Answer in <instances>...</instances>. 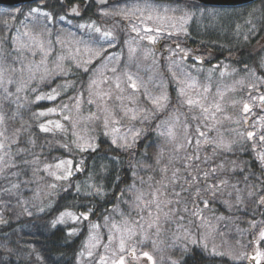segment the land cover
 <instances>
[{
  "label": "trees",
  "instance_id": "trees-1",
  "mask_svg": "<svg viewBox=\"0 0 264 264\" xmlns=\"http://www.w3.org/2000/svg\"><path fill=\"white\" fill-rule=\"evenodd\" d=\"M132 1L136 0H109L105 6H96L90 2L78 19L67 17L65 12L73 4H77L81 10L83 0H38L16 7L0 6V64L9 69H16L9 74H12V77L18 76L20 67L16 54L19 52L13 47L12 37L17 35V29L25 26L21 21L27 24L26 14L31 8L39 7L42 11L51 13L54 18L52 22L61 21L59 17L63 16L76 22L91 19L106 25L116 24L121 46L128 36L133 35L125 27L128 19L120 20L117 16L102 19L97 12ZM137 1L171 5L177 10V17L185 12L193 14L186 25V34L162 25L165 28L156 43L145 40L148 45L154 46L153 52L156 54L160 70L165 69L167 56L170 57V64L177 65L180 71L191 72L196 75L197 80L206 75H217L227 67L234 77L244 78L243 81L256 85L258 89L257 91L250 88L249 85L240 87L238 93L242 102H247L244 99L249 97L264 94V0L239 7L208 6L192 0ZM205 10H216L219 13L208 16L204 13ZM4 21H8L7 27ZM237 25L240 27L237 28ZM156 26L154 24L151 28L155 29ZM52 33L53 30L48 35L51 44ZM181 49L188 51L186 58ZM110 51L114 50L110 49L105 53L110 54ZM116 53L120 54L121 58L126 55L124 51ZM175 54L180 55L178 58H184L180 60ZM196 57L201 59L197 60ZM164 73V77L168 78L166 72ZM83 79L85 80L84 75L80 81ZM60 80L70 81L71 77H58L49 86L39 85L36 88L34 84L30 87L32 90L36 88V95L46 91L50 93L54 88L52 86ZM31 89L25 91L29 96L13 94L9 97L0 88V113L5 116L3 127L6 129L5 148L0 155L8 153L0 163V168L4 169L0 172V221H3L0 222V264H97L94 261L85 262L86 258L78 255L90 224H99L103 229L105 216L114 215L113 211L118 209L127 213L136 208L131 204L134 193L127 190L128 185L135 183L137 190L147 193L162 177L165 183H169L172 173L177 170L179 179L175 186L179 187H176L174 192L180 193L181 197L184 195L188 201L184 217L186 228L198 243H188L183 239L184 233L177 230L171 232L168 237L165 235L164 246L154 249L140 245L137 253L149 252L155 264H170V258L179 260L182 264H255L249 257L255 255L257 249L264 251V243H257L260 229L264 228V205L257 203L260 195H264V191L260 190L264 186V165L258 159V154L264 152V143L260 141V136L264 135V121L261 120V117H264V106H261L259 100L247 102L251 111L246 114V120L244 114L243 118L239 117L238 132L235 138L228 142L230 150H227L216 147L217 142H212L214 130L208 119L196 118L195 113H190L182 107L178 88L168 78L163 87L169 95L167 110L162 113L153 110V116L140 123L141 134L131 148L113 145L108 134L98 126L97 120L94 126L92 124L94 128H91L93 131L97 127L94 130L96 149L80 152L72 143L71 129H54L52 132L40 130L39 120L34 114L56 107L60 100L34 102L36 95H32ZM9 90L11 92V87ZM74 91L70 90L62 96L64 99L68 98ZM242 102L240 110L243 107ZM80 106L81 115L88 116L93 112L88 103L84 105V101ZM170 116H178L183 121L182 126L187 125L185 137L190 138L191 143H188L185 137L182 142L177 138L171 142L166 135H159L160 132H165V125L158 129L157 124ZM197 129L205 133L209 143H204L205 137H199ZM224 130L228 133L230 126ZM247 132L256 133L253 140L247 139ZM241 133H244L243 138ZM198 138L201 140L199 146L196 144ZM64 144L69 147H62ZM176 144H183L184 147L177 152ZM196 156L199 159H188ZM60 159L73 160V175L61 181L46 176L50 180L48 190L45 191L43 171L39 170V166ZM77 164L81 166L80 171L75 170ZM165 167L168 171L162 173L161 169ZM213 169L216 171L213 172ZM205 173H208L207 177ZM193 177L197 179L193 181ZM186 181H192L191 185ZM221 181L227 183L221 184ZM13 185L16 187L13 188ZM89 185L102 186L105 194H90L93 189ZM211 186L218 187L213 190ZM197 189L199 196L196 195ZM249 191H253L254 195L249 196ZM44 193L51 194L42 198ZM237 195L240 196L239 202ZM175 199L171 205L180 206ZM205 200L208 201L207 207L204 205ZM89 209H92V212L88 220L59 223L55 227L52 225V221L62 211L69 210L79 214ZM197 209L199 215H194ZM175 220L181 225V220ZM252 222H255V227ZM213 225L214 229L211 227ZM73 228L77 229V232L69 236L68 233ZM176 236H180L181 240L176 241ZM201 238L208 245L207 251L203 243H199ZM185 245L187 252L184 251ZM213 247L225 255L213 256ZM241 253L248 257L249 262L234 259ZM129 264L133 262L130 261ZM134 264L149 262L142 258ZM261 264H264V261H261Z\"/></svg>",
  "mask_w": 264,
  "mask_h": 264
},
{
  "label": "rangeland",
  "instance_id": "rangeland-1",
  "mask_svg": "<svg viewBox=\"0 0 264 264\" xmlns=\"http://www.w3.org/2000/svg\"><path fill=\"white\" fill-rule=\"evenodd\" d=\"M140 8L143 10V16H141L140 12H135L133 15H129L127 23H125V27L127 31L131 34L128 36V39H125L121 46H119V43L121 41V38L119 37V34L117 33L118 27L116 24L106 25L101 23V21L98 20H78L77 22L75 20H68L64 17V20H61L59 22H52L48 21L43 16H38L36 18L28 17L27 18V29L30 31V33L33 36H36L38 39H42L46 46L48 44V35L50 34V31L53 30L52 33V39L53 43L51 44V52L48 56V62L47 67L51 70L55 67V64L57 62V58L60 56H63L65 59L62 61V66L68 71L67 75H64L62 73H57L55 75H51L48 78L41 80V75L43 74V67L39 71H37L36 76L34 79H29V72H28V65L33 62H39L41 60V54L38 52L34 55L32 51H29L28 49H23L21 52L16 54V59L18 61V66L20 67V72L18 76L12 77V74H9L13 81L16 83L13 84H7L0 86V88L4 91V88L7 87L8 91H10L14 95H17L16 93V87L21 82H26V87L23 91H21L18 94H24L25 96H29L26 94L27 89H31V85L36 84V88L39 85H46L49 86L52 81L58 77H71V80H65V81H59L56 82L55 85H53L52 89H57V91L60 93V95L57 97V99L60 100L59 104L56 105V107L59 109L63 104L69 105V111L65 112L64 115H71L73 119L77 122V126L75 128V131L81 135L84 136L86 139L88 138H94V127H92V124H96L97 120L99 121L98 126L100 125L101 130H103L104 133H108L109 141L112 143L113 137H116L118 140L117 144L113 145H119L123 143V140H120V137L127 136L129 139V142H131V133L135 132L137 130H140L141 122L145 121L142 119L143 114H141V118H138L137 120L133 121L130 120L128 117H125L122 111L121 101L117 100L116 97L120 96L123 97V106L128 108H136V109H145L148 112L152 113L153 105L150 103V101L147 99L145 95V88L147 89V92L153 96L158 95L161 90H163L164 84L167 83V79H171L173 84L179 88L182 85L178 84L179 80H183L187 83H191L193 80L196 82V86L192 88H187V94L194 100H201V102L204 104L205 107L214 104L216 102H220L222 105V111L219 113H216L215 120L209 118L208 120L212 123L211 128L214 130V135L211 136L212 142H220L221 140L228 144L230 140H233L235 138L236 133L238 132L239 125V117H242V110L239 109V106L242 102V97L239 95L238 90L240 87H244L246 85H250V82L243 81L244 78H236L234 77L232 71H230L227 67L223 68L222 71H220L217 75H206L205 77H202L201 80H197L198 78H195L196 75L191 74V72H183L180 71L177 65L170 64L168 57V62L165 65V69L160 70V66L158 63V60L156 59V54L153 52L154 46L148 45L145 41L146 39H141V36L145 35L143 29L145 26L151 27L152 25L156 24L160 27H163L159 22L157 21H148L145 19L149 12H152L153 15L158 11L161 14H164V9L167 8L168 12L167 15L169 16H178L177 10L173 12L172 10L175 9L171 5H164V4H151L149 2L145 1H132V3H126L124 5L115 6L113 8L108 9H102L97 12V15L101 17L102 19H107L108 17L117 16L120 20L124 18L121 15H117L114 13H117L119 10H129V9H135ZM42 11V10H41ZM29 12V11H28ZM27 12V14H28ZM45 12V11H43ZM199 12L202 14V11L199 10ZM105 13H108L105 15ZM204 13L208 16H212L214 14L219 13L216 10H205ZM26 14V15H27ZM200 15V14H199ZM202 15H200L201 17ZM46 19V21H45ZM95 22L96 26L100 27L102 30L105 31H112L115 39L111 41L112 47H109V44L107 42H104L100 38L99 33H95L93 31H89L87 28H81V24H91ZM169 24L171 22H168ZM177 23H179L177 21ZM132 25H136L138 28H140V33L133 32L131 30ZM167 27V26H165ZM163 27V28H165ZM175 30V29H174ZM25 31V26L19 28V32L23 33ZM151 35H155L154 32L150 33ZM160 37V35H159ZM59 40L62 43H58L57 40ZM22 41H27V37H21ZM48 40V41H47ZM125 41H128L129 44H125ZM129 45L133 48L137 49V52L134 54L132 59H129ZM90 48H99L102 47L107 50H114L113 52H109L110 54L104 53L105 57H108L109 55H115L114 59L111 60H105L97 58L93 60L92 64L88 67L92 70L88 73H84L82 68L76 67V61L77 60H86L88 59V54L85 52V47ZM77 48H79V53H77ZM118 51H124L125 56L121 58L120 54L116 53ZM145 52H148L149 55L147 58H145ZM176 57L180 56L179 54H175ZM75 57V59H73ZM181 58L178 59H183ZM264 58V56H263ZM179 60V61H180ZM264 60V59H263ZM178 61V63H179ZM107 63V69H102L103 75L97 74L95 78L98 81V87L94 88V91H100L103 93H111L110 98L105 97L106 100V106L110 111L115 112V119L119 121L118 123L112 124L110 123L107 128H105L103 120L105 113L102 111V108L104 107V104L101 103L95 96L91 97L93 100H96V103L89 104V92H88V84L90 78L93 77L94 70L97 68H100L101 65ZM169 65H172V71H169ZM112 68H116L117 71L113 73L111 71ZM131 73L135 78H137V82L141 84V87L139 91H132L128 87V81L126 79V76L124 73ZM164 72H166L168 78L164 77ZM172 72L176 73V77L174 78L172 75ZM221 72H224L225 75L221 76ZM85 76V80L83 79L80 81L82 76ZM104 76H107L109 79L107 82L99 83V81L103 80ZM120 77V88L123 89L121 91L120 89H117L116 84V77ZM152 79H149V78ZM7 79V77H6ZM67 85V87H63ZM207 86L209 88V91L207 93H204L203 89ZM35 88V89H36ZM224 91L225 96L223 100H220V97L217 95V90ZM32 90V89H31ZM70 90H75L71 96L68 98H65L62 96L66 94ZM52 91V90H51ZM5 92V91H4ZM49 92V91H48ZM43 92L39 93L37 95L41 94H47L48 93ZM34 94V92L32 93ZM36 95V96H37ZM36 96L34 98V102L36 100ZM76 97L81 98V102L84 101V105L86 103L89 104V106L92 108V113H97L99 116V119L96 120H89L85 115L80 114V109L77 110L74 105L76 103ZM128 97H132L131 100L128 99ZM56 99V100H57ZM185 98L182 97V102ZM28 100V99H27ZM64 100V101H63ZM245 101L252 103L251 97L244 99ZM40 101V100H39ZM48 101V100H46ZM232 101H237L238 103L233 106ZM65 102V103H64ZM100 105V108L97 107V105ZM183 108H186L189 110L190 113H195L196 118L203 119L204 116L200 111L199 106H194L191 109L188 107L187 104L183 102L182 105ZM51 108V107H50ZM81 108V106H80ZM153 116V114H152ZM151 116V117H152ZM249 117V115H247ZM39 120V126L40 124L46 123L47 120H60L62 124H64L65 128L71 129L74 131L72 127V123L69 121H64L62 117L59 114V111L56 114H49L45 117H39L37 118ZM169 119V118H168ZM166 119V120H168ZM181 119H179V123L176 124L174 127V131L176 134V138L179 139L181 142L185 137V127L181 124ZM230 126V130L228 133L225 132L224 128H228ZM164 131H167V125L164 126ZM119 129L118 132H113V129ZM220 128H223V130H220ZM71 138L74 140L75 137L73 136V132ZM223 148V147H222ZM60 160H66V159H60ZM60 160H57L54 163H44L39 166V170L43 171V183L46 186V190H48L47 185L49 183L50 179H47L46 176L50 178H54L57 180L54 176L50 175L48 171H45V165H55ZM51 171L57 172L58 175H63L62 170H57L54 167L51 169ZM183 186V185H182ZM156 187L153 186L150 188L147 193H150L151 190ZM176 187H179V185H172L170 184L167 188L168 192L173 193L174 189ZM185 188V186H183ZM143 191V190H141ZM170 195L167 197L168 199H171L172 201L175 199L176 201H179L180 206H172L165 207L163 209L164 212H168L169 215L167 218L164 217V215L161 213L160 219L158 221V227L159 231H157V226L154 224L152 228H149V223L155 221L156 219V210L153 207L152 208V217L148 216V211L144 210L141 211L140 208H134L133 210H129L127 213L118 209L114 212V215L107 216L109 219L107 221V224L105 223V220L103 222V229L101 226L98 229L94 230H88V234L86 238L84 239V242L82 244L81 251L84 252V255L81 256L84 259L85 262H93L96 263L99 261V258L101 255H105L109 258H111V254L113 251H118L119 246V234L117 233V238L109 244V234L112 232V224L115 223L120 227L125 226V221L128 222V226H134L136 234L132 237V239L128 242V246L132 247L135 246L136 249L140 247V245L150 246L154 249L157 247H162L164 244H166L165 241V235L166 237L170 236L171 232H176L177 230L180 233H184L185 230H187V224L184 219L185 217V209L187 206L188 201L184 197V195L181 196H175ZM48 194L51 193H44L42 198ZM40 196V193H39ZM150 196H146V199H150ZM42 200V199H41ZM131 204L135 206L134 199L131 201ZM155 214V215H154ZM59 216V215H58ZM57 216V217H58ZM56 217V218H57ZM114 217H117L116 219H112ZM143 217V219H141ZM176 219L181 220V225H178L176 223ZM74 221L70 219H66V222L63 224L73 223ZM59 224V223H58ZM142 226V227H141ZM212 229L215 228V226H211ZM90 234L95 235L99 239V245L92 249L93 256L89 257L87 255L88 247L86 246L89 241ZM205 235V234H204ZM142 236H147V239L144 240L143 244L140 243ZM155 242V243H154ZM105 245H108V249H105ZM80 251V253H81ZM237 256V255H234ZM239 257V256H238ZM242 262H249L248 257L244 256L241 259H238ZM131 261V258L129 257V262ZM141 261V260H140ZM139 262V261H138ZM110 264V260H109Z\"/></svg>",
  "mask_w": 264,
  "mask_h": 264
},
{
  "label": "snow or ice",
  "instance_id": "snow-or-ice-1",
  "mask_svg": "<svg viewBox=\"0 0 264 264\" xmlns=\"http://www.w3.org/2000/svg\"><path fill=\"white\" fill-rule=\"evenodd\" d=\"M77 9L75 7L72 8V12H76ZM173 12L176 11V9L172 10ZM135 12H140L141 16H143V10L140 8H135V9H129V10H119L117 13V15H121L124 18H128L129 15H133ZM168 9L165 8L164 9V14L159 13L158 11L155 13V15H153L152 12H149V14L147 15V17H145L146 20L148 21H157L159 22L161 25L164 26H170L171 28L175 29L177 32H183V33H187V23L188 21L192 18V13L189 12H185L183 15L179 16V17H175V16H169L167 15ZM108 13H105V15H107ZM38 16H43L45 17L48 21H52L54 18L52 16L51 13L48 12H43L41 11V9L39 7L36 8H31L27 14V17H33L36 18ZM60 20H64V17L61 16L59 17ZM177 21L179 23H177ZM168 22H171L170 24ZM250 22V21H249ZM21 24H25L24 21H21ZM4 25L7 27L8 26V21H4ZM80 27L83 28H87L89 31H93L95 33H99L100 34V38L101 40H103L104 42H107L109 44V47H112V43L111 41L113 39H115V36L113 34L112 31L108 30H102L100 27L96 26L95 22L91 23V24H81ZM240 26L237 25V28H239ZM131 30L133 32H137L138 34L140 33V28H138L136 25H132ZM164 30L163 27H156L155 29L145 26L143 31L145 33V35L141 36V39H146L151 43H156L157 39L159 38V35L162 33V31ZM155 32L156 35H151L150 33ZM169 35H171V33H169ZM27 37L28 40L22 41L21 37ZM248 37L246 36L245 39H247ZM12 41H13V47L16 51L21 52L23 49H28L29 51H32L33 54L35 55L37 52L39 54H41V60L39 62H33L30 63L28 65V72H29V79H34L36 76L37 71H39L41 69V67H43V74L41 75V80H44L46 78H48L51 75H55L57 73H62L64 75L68 74V71L70 70H66L63 68L62 66V61L65 59L63 56H60L57 58V62L55 64V67L53 69H49L47 67V62H48V56L49 53L51 52V42L49 41L47 46L45 44V42L42 39H38L36 36H33L30 31L27 29V26L25 25V31L23 33L19 32V29H17V35L12 37ZM58 43H62L59 38L57 40ZM125 44H129L128 41H125ZM182 52H184V57L186 58L189 53L188 51L181 49ZM85 52L88 54V59L86 60H77L76 61V67L77 68H82L84 73H88L89 71H92L88 66L92 64L93 60L100 58V59H105L107 60H111L115 58V55H109L108 57L104 56V53L106 52V49L99 47V48H90V47H85ZM137 52L136 48H133L129 45V59L131 60L132 57L134 56V54ZM77 53H79V48H77ZM149 55L148 52H145V58H147V56ZM73 59H75V57H73ZM195 59L199 60L201 59L200 57H196ZM262 64H264V60H262ZM102 69H107V63L101 65L100 68H97L94 70V74L93 77L90 78L89 80V84H88V92H89V104H93L96 103V100H93L91 97L95 96L99 101H101V103L104 104V107L102 108V111L105 113L104 115V126L105 128H107L109 126L110 123L115 124L118 123L119 121H117L114 117H115V112L114 111H110L107 106H106V100L105 97H109L111 96V93H103L100 91H94V88L98 87V81L95 78V76L97 74L99 75H103V71ZM14 72L16 71V69L12 68H6L4 67L2 64H0V86L4 85L5 83L7 84H13L16 83L15 81L12 80L11 76L9 75V72ZM111 71L113 73H115L117 71L116 68H112ZM169 71H172V65H169ZM124 75L126 76V79L128 81V87L136 92L139 91L141 84L137 82V78H135L131 73H124ZM173 77H176V73L172 72ZM225 75L224 72H221V76ZM7 77V79H6ZM108 77L104 76L103 80L99 81V83H104L108 81ZM149 79H152L151 77ZM178 84L182 85L181 87L178 88L177 92H178V96L179 97H183L184 99V103L188 105V107L191 109L194 106H199L201 113L204 116V119H213L215 120V116L216 113L221 112L222 109V105L221 103L218 101L214 104H211L207 107L204 106V104L201 102V100H194L192 99L190 96H188L186 89L187 88H192L196 86V82L193 80L191 83H187L183 80H179ZM117 89H120L121 91H123V89L120 88V77H116V84H115ZM26 87V82L21 81L17 87H16V93H20L21 91L24 90V88ZM63 87H67V85L63 86ZM250 88L256 89V85H249ZM258 91V89H256ZM5 93H7V96H12L13 93L8 91V88L5 87L4 88ZM33 92L36 91V89L32 90ZM204 93H207L209 91V88L207 86L204 87L203 89ZM60 95V93L57 91V89H52V91L50 93L47 94H41V95H37L36 96V100H48V101H55L57 99V97ZM145 95L147 97V99L150 101V103L153 105V108L155 109V111L157 112H164L167 110L168 106H169V95L167 93L166 90H161V92L158 95H151L147 92V89L145 88ZM217 95L220 97V100L224 99L225 96V92L224 91H220L219 89L217 90ZM19 99V97L17 96V100ZM76 103L74 105V107L79 110L80 109V105H81V98L80 97H76ZM117 100L121 101V106H122V111L125 117H128L130 120H137L138 118H141V114H143L142 119L143 120H148L151 116L152 113L148 112L145 109H136V108H128V107H124L123 106V97H116ZM129 100L132 99V97H128ZM252 101H256L259 100L261 106H264V94H261L259 96H253L251 97ZM238 102L237 101H232V105L235 106ZM243 103V107H242V114H244L245 120H246V114L249 113L251 111V106L249 103L247 102H242ZM98 108H100V105H97ZM59 111L60 116L62 117V119L64 121H69L72 123V127L74 129L73 131V136L75 137V139L72 141V143L75 145V147L80 151V152H84L87 151L89 149L91 150H95L97 145L94 143V138H88L86 139L84 136L79 135L76 131L75 128L77 126V122L73 119V117L71 115H64L65 112L69 111V105L68 104H63L61 107H59V109L57 107H51V108H47L45 110L39 111L38 113H35L34 115L39 118V117H45L49 114H56ZM87 119L89 120H96L99 119V116L97 113H90L89 116L87 117ZM261 120L264 121V117H261ZM179 123V117L178 116H170L168 120L165 121H161L160 124H157V128L159 129L162 125H167V131L166 132H160L159 135L161 136H167L168 140L171 142H174L176 139V134L174 131V127L176 126V124ZM5 124V116L3 113H0V152H2L5 148V143H4V139H6L5 137V131L6 129L3 127ZM40 130L42 132H52L54 129L55 130H59V131H66L64 124L61 123L60 120H47L46 123L40 124ZM185 130H187V125H184ZM119 129L114 128L113 132H118ZM197 131L199 132V137H205V133L202 131H199V129H197ZM106 135L108 134L107 132L105 133ZM141 134V130H137L135 132L131 133V142H129V139L127 136L125 137H120V140H123V143L119 144V147L121 148H131L133 146V143L136 139L139 138ZM241 137H244V133L240 134ZM256 136L255 132H247V139L248 140H253L254 137ZM185 139L188 140V143H191L190 138H188L187 136L185 137ZM260 141L261 143H264V135L260 136ZM210 141L207 140V138L205 137L204 139V143H209ZM112 143L113 144H117L118 140L116 137H113L112 139ZM201 143V140L198 138L196 141L197 146H199ZM62 147L64 148H68L69 145L68 144H64L62 145ZM184 147L183 144H176V148L175 150L177 152H179L182 148ZM216 147H223L227 150H230V145L224 143L222 140L220 142H218L216 144ZM8 155V153H4L3 155H0V163H2L5 160V157ZM188 159H199L198 156L196 157H188ZM258 159L260 160L261 164L264 165V152H261L258 154ZM83 163V161H81V164ZM157 163H159V157L157 158ZM55 168L57 170H62L63 171V175H58L57 172L55 171H51L52 168ZM3 168H0V172H3ZM75 170L76 171H80L81 170V166L80 164L75 165ZM45 171H48L50 175L54 176L57 180H67L70 176L73 175V160L71 159H66V160H60L57 164L53 165H45ZM168 169L167 167L162 168L161 172L162 173H167ZM213 172H215L216 170L213 169ZM178 172L174 171L172 173L171 178L169 179V183L172 185H175V183L177 182V180L179 179L178 177ZM205 177H207L208 173L204 174ZM133 176H135V173H133ZM117 179H119V177H117ZM151 179V177L149 178ZM197 177H193V181L196 180ZM187 183H189L191 185L192 181H186ZM169 183H165L164 178L162 177V179L160 181L156 182V187H154L150 193H145L143 191L137 190L135 187V183L128 185L127 190L130 192L134 193V203L135 206L137 208H140L141 211L147 210L148 211V216L152 217L153 213H152V208L154 207L156 210V219L155 221L149 223L148 227L152 228L154 226V224L157 226V231H159V227H158V221L160 219V215L161 213L164 215L165 218L168 217L169 213L168 212H164L163 209L165 207H169L173 201L171 199H168L167 197L170 195L169 192L167 191V188L169 186ZM227 181H221V184H226ZM13 188L16 187V185L12 186ZM50 187H55V185H50ZM90 188L93 189V192L90 194H94L96 196H103L104 193V189L102 186H97V185H89ZM213 188V190H215V188H217L218 186H211ZM77 190L79 191V185L77 186ZM186 190V189H183ZM261 191H264V186L261 187L260 189ZM123 189L121 190L122 194H123ZM237 192H239V190H237ZM171 195H175V196H180V193L178 192H173L171 193ZM197 196H199V189H197ZM249 196H253L254 192L253 191H249L248 192ZM146 196H150V199H146ZM240 200V196L237 195V202H239ZM177 203H179V201H176ZM225 203H227V201H225ZM257 203L264 205V195H260L259 200L257 201ZM204 205L205 207H207L208 205V201L205 200L204 201ZM185 211H187V209H185ZM92 212V209H89L86 212H80L79 214L69 211V210H65L62 211L59 216L52 221V225L53 227H55L58 223H65L66 219H70L74 222H77L81 219L83 220H88L89 219V215ZM194 215H199V209H197V212L194 213ZM108 217L105 216L104 220L105 223L107 224L108 221ZM141 219H143V217H141ZM3 222V221H0ZM253 226L255 227V222H252ZM100 227L99 224H90V230H94V229H98ZM142 227V226H141ZM112 232H110L108 240H109V244H111L116 238V234H119V246H118V251H113L111 254V258L105 256V255H101L99 258V261L97 262V264H109V260H110V264H129V257L131 258V261L136 262V261H140L142 258H146V260L149 262V264H155V261L153 259V256L149 253V252H140L139 254L137 253V249L135 246L129 247L128 246V242L132 239V237L136 234L135 231V227L134 226H128V222L125 221V226L124 227H120L117 224L113 223L112 224ZM77 232V229L73 228L70 229L68 235L72 236L75 235ZM147 239V236H142V239L140 241L141 244H143L144 240ZM183 239L188 241V243L191 244H197L198 241L194 238L191 237L190 233L187 232V230L184 231V236ZM176 241L181 240L180 236H176L175 237ZM89 241L90 243H88L86 246L88 247V252L87 255L89 257L93 256V252L92 249L97 247L99 245V239L95 236L90 234L89 236ZM155 243V242H154ZM199 243H203V247L204 249L207 251L208 249V245L207 243H204L203 238H201V240L199 241ZM257 243H264V228L260 229L259 232V236L257 238ZM105 249H108V245L104 246ZM184 251L187 252L188 248L187 245L184 246ZM211 254L213 256H222L225 255V253H221L218 252L217 249L215 247H213L211 249ZM79 256H83L84 252L81 251V253L78 254ZM245 254L241 253V255L239 257H234V259H241L244 257ZM250 260H254L255 264H261V261H264V251L257 249L255 252V255L250 256L249 257ZM170 264H182L181 261L179 260H173L170 258Z\"/></svg>",
  "mask_w": 264,
  "mask_h": 264
},
{
  "label": "water",
  "instance_id": "water-1",
  "mask_svg": "<svg viewBox=\"0 0 264 264\" xmlns=\"http://www.w3.org/2000/svg\"><path fill=\"white\" fill-rule=\"evenodd\" d=\"M38 0H0V6L5 7H16L19 4L23 3H32ZM196 1L203 5L208 6H217V7H239L248 3H252L257 0H192ZM62 2V0H60ZM92 2L96 6H105L108 4L109 0H83V6L81 10H79V7L77 4H73L70 6L66 12L65 15L70 18H80L81 12L86 9V7L89 5V3ZM75 7L77 9L76 12H72V8Z\"/></svg>",
  "mask_w": 264,
  "mask_h": 264
},
{
  "label": "flooded vegetation",
  "instance_id": "flooded-vegetation-1",
  "mask_svg": "<svg viewBox=\"0 0 264 264\" xmlns=\"http://www.w3.org/2000/svg\"><path fill=\"white\" fill-rule=\"evenodd\" d=\"M79 7V6H78ZM79 10H80V7H79Z\"/></svg>",
  "mask_w": 264,
  "mask_h": 264
}]
</instances>
